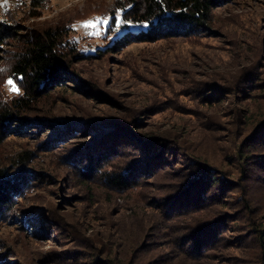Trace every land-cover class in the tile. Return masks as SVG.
<instances>
[{
	"label": "trees",
	"instance_id": "obj_1",
	"mask_svg": "<svg viewBox=\"0 0 264 264\" xmlns=\"http://www.w3.org/2000/svg\"><path fill=\"white\" fill-rule=\"evenodd\" d=\"M31 1L35 8L43 6V0ZM230 1L128 0L121 8L122 29L115 32L112 46L83 54L64 26L24 34L22 27L0 20V50L8 41L19 42L11 52V77L23 86L22 93L0 100V150L10 135L53 130L60 140L63 134L83 135L71 123L93 124L97 130L105 128V133L119 136H105L113 143L106 141L89 155H72L77 173L73 177H82L85 184L101 179L118 194L146 187L140 199L152 211L138 235L127 241L125 228L116 236L102 234L100 246L92 249L94 256L89 255L86 264H264V62H245L224 84L190 81L189 89L204 91L199 96L202 106L220 110L217 117L202 114L210 124L208 132L196 138L186 127L145 132L141 116L132 113L73 119L38 113L39 104L62 84L72 86L65 82L72 58L82 62L133 43L204 36L213 26L215 11ZM72 73L76 75L71 77L73 83L78 84L76 71ZM226 89L229 94L223 95ZM130 135L141 139L140 148ZM54 139L40 149L49 142L55 145ZM123 143L131 152L122 169L114 170L109 161ZM35 156L34 150H25L10 164L0 160V218L41 179L39 170H29ZM238 191L245 201L260 197L263 204L233 206L232 197ZM20 221L28 230L41 232L28 220ZM244 227L251 230L247 238Z\"/></svg>",
	"mask_w": 264,
	"mask_h": 264
},
{
	"label": "rangeland",
	"instance_id": "obj_2",
	"mask_svg": "<svg viewBox=\"0 0 264 264\" xmlns=\"http://www.w3.org/2000/svg\"><path fill=\"white\" fill-rule=\"evenodd\" d=\"M127 1L43 0V6L35 8L31 0H0V20L22 27L24 34L48 26H64L82 54L97 52L112 46L115 32L122 29L116 20L122 23L121 8ZM97 18L107 19L108 23L94 29L84 27V22ZM96 32L99 34H93ZM17 44L15 40L8 41L0 50V100L8 101L23 92L20 82L11 77V52ZM90 58L94 59L81 62L72 58L71 68L67 67L72 69L67 70L70 77L65 81L72 86L62 84L46 97L39 104L40 116L48 112L52 117L73 119L132 113L141 116L140 126L145 132H175L186 127L194 138L200 137L201 132H208L210 124L202 114L217 117L220 110L202 106L199 96L204 91L189 89L190 81L224 84L236 76L245 62H264V0H231L215 11L213 26L204 36L133 43ZM74 70L79 76L78 84L71 79L76 77ZM10 77L19 93L10 91ZM229 91L223 90L222 94L228 95ZM71 124L83 135L68 133L57 140V131L47 130L41 135H10L4 142L0 160L10 164L19 152L34 150L35 160L28 166L29 170H39L41 179L0 218V256L8 254L0 257V264H86L89 255L94 256L92 249L100 246L98 238H103L102 234L116 236L120 228H125L126 240L131 241L145 226V216L152 211L148 202L140 199L146 187L123 195L104 186L101 179L85 184L82 177H73L77 173L72 155H89L91 149L96 151L104 142H113L104 139L112 134L105 133V128ZM127 137L139 147L137 142L141 139ZM53 139L55 145L49 142L44 150L40 149ZM128 147L127 143L122 144L109 161L110 168L122 169L131 152ZM232 198L236 207H258L262 203L260 197L245 201L239 191ZM20 220H28L42 233L28 230ZM243 232L247 238L251 230L244 227Z\"/></svg>",
	"mask_w": 264,
	"mask_h": 264
},
{
	"label": "snow or ice",
	"instance_id": "obj_3",
	"mask_svg": "<svg viewBox=\"0 0 264 264\" xmlns=\"http://www.w3.org/2000/svg\"><path fill=\"white\" fill-rule=\"evenodd\" d=\"M5 3H6V0H5ZM107 23H108L107 19L101 20L100 18H97L95 21L88 20V21L84 22V27L93 28L94 29V28L97 27V25L107 24ZM125 23H130V22L125 21ZM120 24H121V21L119 19H117L116 20L117 27H119ZM93 34L98 35L99 33L96 32V33H93ZM0 71H3V70L0 69ZM7 83L11 86L10 87V91H12L14 93H19V87L17 86V84L14 82V80L11 77L7 80Z\"/></svg>",
	"mask_w": 264,
	"mask_h": 264
}]
</instances>
